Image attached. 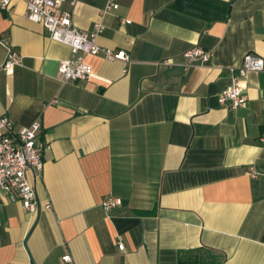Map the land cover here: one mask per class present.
Instances as JSON below:
<instances>
[{
    "label": "crops",
    "instance_id": "obj_1",
    "mask_svg": "<svg viewBox=\"0 0 264 264\" xmlns=\"http://www.w3.org/2000/svg\"><path fill=\"white\" fill-rule=\"evenodd\" d=\"M73 1L75 26L101 24L100 46L130 62L88 56L94 76L64 83L71 49L23 1L2 14L23 60L7 73L0 44V117L39 122L48 147L37 213L0 196V264H180L205 250L264 264V69L241 79L244 106L218 103L246 54L264 59V0H122L108 14L109 0ZM195 47L209 63L187 65ZM107 196L121 200L110 214Z\"/></svg>",
    "mask_w": 264,
    "mask_h": 264
},
{
    "label": "built area",
    "instance_id": "obj_2",
    "mask_svg": "<svg viewBox=\"0 0 264 264\" xmlns=\"http://www.w3.org/2000/svg\"><path fill=\"white\" fill-rule=\"evenodd\" d=\"M26 5V18L42 25L51 40L66 45L71 49L72 57L60 63L59 79L70 81L89 80L94 76L93 67L86 61L88 56L104 55L110 61L130 62V56L124 52L105 49L98 43V35L103 26L98 24L93 32L79 29L73 22V11L65 10L66 0H21ZM122 0H109L103 14L114 13L120 9ZM15 0H0V21L4 13L11 12ZM77 0L71 5L74 8ZM124 24L130 21L124 20ZM0 44L7 50L3 69L13 74L16 67L21 66L23 57L7 39L0 38ZM187 65L192 63H209L211 54L202 48L195 47L183 55ZM264 69V59L248 53L244 56L241 66L232 70V85L224 89L218 96L220 106L236 110L246 102L245 87L241 79L249 72ZM41 124L15 128L11 120L0 117V196H8L12 201H20L25 211L34 214L40 207L36 180L42 178L45 162L44 154L47 145L40 142ZM121 204V200L107 196L101 203L102 208L110 214ZM51 204L44 206L51 209ZM121 252L125 250L123 243L118 244ZM64 261L72 264L71 256Z\"/></svg>",
    "mask_w": 264,
    "mask_h": 264
},
{
    "label": "trees",
    "instance_id": "obj_3",
    "mask_svg": "<svg viewBox=\"0 0 264 264\" xmlns=\"http://www.w3.org/2000/svg\"><path fill=\"white\" fill-rule=\"evenodd\" d=\"M202 251L192 253L190 258L185 259L184 252L179 257L180 264H223L225 261V257L218 258V262L215 261V257L211 254L209 250H205L203 253ZM209 254V255H208Z\"/></svg>",
    "mask_w": 264,
    "mask_h": 264
}]
</instances>
